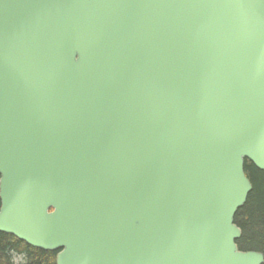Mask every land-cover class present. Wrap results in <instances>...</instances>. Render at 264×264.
<instances>
[{"label":"water","instance_id":"obj_1","mask_svg":"<svg viewBox=\"0 0 264 264\" xmlns=\"http://www.w3.org/2000/svg\"><path fill=\"white\" fill-rule=\"evenodd\" d=\"M264 0H0V233L56 264H264Z\"/></svg>","mask_w":264,"mask_h":264},{"label":"trees","instance_id":"obj_2","mask_svg":"<svg viewBox=\"0 0 264 264\" xmlns=\"http://www.w3.org/2000/svg\"><path fill=\"white\" fill-rule=\"evenodd\" d=\"M245 172L253 190L235 217V224L242 231L237 245L242 252L264 255V173L249 161L245 163ZM56 259L57 253L35 249L13 236L0 233V264H56Z\"/></svg>","mask_w":264,"mask_h":264},{"label":"rangeland","instance_id":"obj_3","mask_svg":"<svg viewBox=\"0 0 264 264\" xmlns=\"http://www.w3.org/2000/svg\"><path fill=\"white\" fill-rule=\"evenodd\" d=\"M16 262H19V260H16Z\"/></svg>","mask_w":264,"mask_h":264}]
</instances>
